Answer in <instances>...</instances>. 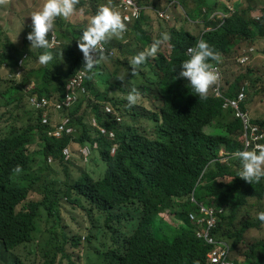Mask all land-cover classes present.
<instances>
[{
    "label": "trees",
    "instance_id": "obj_1",
    "mask_svg": "<svg viewBox=\"0 0 264 264\" xmlns=\"http://www.w3.org/2000/svg\"><path fill=\"white\" fill-rule=\"evenodd\" d=\"M177 1L183 6L187 0ZM193 1L197 2L194 9L183 13H178L179 5L174 4L171 24L151 11L147 12L152 14L151 22L147 23L143 15L125 37L103 41L116 58L107 55L87 71L86 107L81 105L70 113L78 131L74 138L48 137L39 117L26 106L29 95L21 87L35 81L37 89L30 95L61 97L68 79L82 70L83 53L77 40L98 11L99 0H79L73 15L82 18L81 23L59 22L62 46L53 53L54 58L63 55L66 66L54 60L41 66L31 56L19 83L9 84L0 77V124H4L0 128V264H34L26 255L24 258L22 250L34 245L27 251L32 254L40 246L34 236L39 212L44 210L59 218L63 198L90 218L87 242L102 264H207L211 248L197 238V227L190 219L198 207L189 198L202 176L198 200L224 209L216 236L232 243L237 264H264V239L247 243L252 231L264 227L258 219L264 212V178L247 182L237 176L239 158L229 163L219 160L223 148L230 154L245 150L242 122L233 111L224 110V101L214 96L212 86L201 99L191 92L185 78L175 79L189 57L188 49L203 37L220 54L227 97L235 98L242 84L251 81L244 108L251 112L253 122L264 128V110L257 103L264 101L258 96L259 81L264 92V72L254 66L258 58L246 65L232 60L241 54L244 44L257 45L264 40V6L245 8L237 0L230 17L213 20L215 11L230 13L226 2ZM139 4L160 9V0H139ZM204 9L209 14H204ZM189 18L202 19L205 29L215 30L204 34L199 25L196 32L189 27ZM161 33H167L169 39L147 56L133 76V57L150 52ZM3 39L0 67L10 61L15 64L28 51V41L19 46ZM108 60L115 70L105 64ZM237 65L241 72L229 79L226 74ZM133 88L139 90L140 97L129 106L127 94ZM107 102L121 113L123 123H116L105 113ZM92 118L114 131L116 137L101 136L91 129ZM150 126L152 132L148 131ZM95 141L98 155L91 162L104 165L99 178L78 156L80 146ZM36 143L38 147L33 149ZM68 146L73 157L66 161L62 152ZM113 147L115 155H111ZM17 166L21 168L18 173ZM161 223L173 230H162ZM62 235L64 240L56 250L71 259L66 248H78L81 237ZM54 239L51 237L48 244ZM97 241L101 246L94 245ZM54 262L52 258L51 264Z\"/></svg>",
    "mask_w": 264,
    "mask_h": 264
},
{
    "label": "clouds",
    "instance_id": "obj_2",
    "mask_svg": "<svg viewBox=\"0 0 264 264\" xmlns=\"http://www.w3.org/2000/svg\"><path fill=\"white\" fill-rule=\"evenodd\" d=\"M19 0H0V13L4 10V7L7 6V11L10 9L9 5L13 6L14 3H17ZM83 1H91V0H83ZM172 4L168 5L166 9H154L152 7H142L139 4V0H137V4L140 7V16L138 19H132L131 22H124L121 17V14L118 11H115L116 2L114 0H102L99 1L98 11L94 16L91 17L88 26L82 32L79 40H77L78 47L83 53V67L80 72L76 75L70 77L61 93V97L57 95L47 97V96H39L38 94H31V92L37 89L38 84L35 81H28L21 88L23 89V93L28 94L29 96L25 99V104L33 111L40 119V124L45 128V133L48 137L61 139L63 137H71L74 138L77 135L78 131L75 125L73 124V120L70 117V113L73 112L76 108H79L82 105L84 109L86 107V98L89 94L87 79L88 72L93 70L95 65H97L101 59H106L107 55L110 57L116 56L114 51H109L106 44L103 41H106L109 38H123L133 29L134 25L139 21L143 15L147 23L151 22V12L155 14L160 20L164 21L166 24H171L174 21V16L172 15V8L174 6L175 0ZM237 1V0H236ZM36 2V1H35ZM79 0H44L43 6L40 10L34 11L29 19V22H23V29L27 30V33L23 30L22 43L28 41V51L25 52L19 60L13 64L7 62L3 64L0 69H4L7 73L6 77L0 76L5 79L8 83L12 81L20 82L25 74V66L27 64L28 59L33 56L37 58V62L43 66L47 65L54 59L53 52L59 50L62 46V43L59 39V33L61 30V22L63 20H59L57 22V17L69 18L76 11V5ZM241 5L247 8L244 4L243 0H239ZM180 4V3H179ZM181 6V5H180ZM230 13L225 11H215L211 14V19L216 20L217 18L227 19L235 12V5H229ZM204 14H209L207 9H204ZM172 15V19H171ZM14 14L8 12V17L11 19ZM80 18V17H79ZM150 18V20H149ZM60 22V23H59ZM191 28L197 32V28L199 25L204 29V34L209 31L215 30L213 27H207L205 29V21L202 19L192 20L189 18ZM6 27L5 23L0 20V31ZM32 28V31H31ZM5 31V30H4ZM4 38H9L10 41L14 39L11 37L9 33H7V29L4 33ZM55 39V40H53ZM169 39V35L167 33H161V38L155 40L152 45L150 52H139L136 54L131 63L136 66L131 69L132 75H136L137 68L145 63L147 56L150 54H154L159 45ZM54 41V42H53ZM127 42V41H126ZM124 42V43H126ZM102 44L105 47V51L99 52L98 45ZM20 45V46H21ZM262 45V46H261ZM43 49V51H41ZM260 50L263 52L264 56V43L260 44H251L247 47L242 48L241 54L237 57V60L242 64L246 65L253 62V59L258 56L256 53H259ZM188 59L184 60L180 66V72L175 79L185 78L188 81V85H190L191 92L195 93L199 98H205L208 94L210 87L212 86L214 96L218 99H222L224 101V110L226 112L233 111L234 116L242 122L243 125V139L245 143V150L238 151L237 153L230 154L227 152L225 148L220 151L219 159L222 163H229L231 159H238L240 164V171L237 173V176L244 179L247 182L252 183L253 181H259L264 178V146L257 145L255 148V144L247 149V139H246V130L245 125L242 119L238 118L236 115V111L233 108H225V104L227 100H235L239 99L241 92L245 91L246 96L244 100L241 102V108L245 112L248 113L250 117L251 124L253 126H257L259 128V133L264 132V128L256 125L253 122V118L251 112L244 108V103L246 102L248 91L250 90V80H246L239 89L238 95L235 98H229L224 94L225 87V79H224V70L222 65L219 63L220 54L209 45V43L203 40V37L193 47L188 49ZM60 53H57L59 55ZM103 55V56H100ZM248 56V59L243 61L244 57ZM214 60L217 63L211 64L209 61ZM218 67L221 72V88L224 97H218L216 94V89L219 85L218 81V73L215 71V68ZM82 75V80H80L79 76ZM140 97V92L138 89L133 88L127 94V101L129 106L135 105ZM46 101V102H45ZM104 111L107 115H111L116 123H123V116L119 111L115 109L111 102H107L104 105ZM44 119L47 121L44 122ZM89 124L91 129L99 132L101 136H109V138L114 139L116 134L114 131H109L105 127H101L96 118H92L89 120ZM106 132L103 133L102 131ZM113 134V136H111ZM35 137V136H34ZM38 139V137H36ZM257 143L264 145V140L261 139L257 141ZM37 143L33 145V149H36ZM99 144L97 141L93 143H88L83 146H80L78 156L80 155L81 159L86 162L94 156L98 155ZM116 147L111 149V155H115ZM63 158L68 161L73 157V152L71 146L65 147L63 149ZM49 162H52V159L49 158ZM104 166V165H103ZM15 171L18 173L21 171L20 166H17ZM206 173V172H205ZM203 180V176L201 177L198 185L192 195L190 196V200L193 204L198 207L197 212L190 213V219L192 223L197 227L196 235L199 240H201L206 246L210 247L211 250L207 255V264L213 263V254L218 249L219 243H227L231 248L230 261L234 264H237V260L235 258V253L233 251V245L230 241L224 240L216 236V232L219 228V220L222 215H224V209H218L214 206H210L205 202H200L197 198L198 187L201 186ZM198 188V189H197ZM67 200V199H66ZM206 207L207 209L214 210L215 218L217 221L216 228L212 231L211 237L215 240L216 244H210L206 241L205 237H200L199 233H205L208 227V224L200 225L198 221L193 220L192 215L196 216L198 219L208 217L203 211L202 208ZM258 219L264 222V212L258 214ZM162 230L169 228L173 230L171 225L162 224ZM169 226V227H167ZM164 227V228H163Z\"/></svg>",
    "mask_w": 264,
    "mask_h": 264
},
{
    "label": "rangeland",
    "instance_id": "obj_3",
    "mask_svg": "<svg viewBox=\"0 0 264 264\" xmlns=\"http://www.w3.org/2000/svg\"><path fill=\"white\" fill-rule=\"evenodd\" d=\"M99 1H102V0H99ZM209 1H220V0H209ZM221 1L226 2L228 5H233L234 2H236V0H221ZM173 2L174 1L172 0H160L159 10L166 9V7L172 4ZM243 2L247 7L249 5H250L249 7L264 6V0H243ZM43 3H44V0H19L17 3H14L13 6L9 5L10 9H8V11H7V6L4 7V10H2V12L0 13V20L3 21V23H5L6 27L3 29V31H0V43L5 40L3 39L4 38L3 35L7 29V33H9L11 37L14 39L12 43L20 46L22 43L21 36L23 35V30H24L23 22H29V19H31L30 15L34 11L40 10L43 6ZM174 4L179 5V2L175 0ZM196 5H197L196 1L187 0L186 4H184L183 6L179 5V8L177 9V11L178 13L185 12V9L188 11H191L192 9H194ZM8 12L14 14V16L11 19L8 17ZM171 13L173 15V11ZM172 15H171V19H172ZM56 20L57 22L59 20H66V21H70L71 23H76V24L79 22L80 23L82 22V18H79L75 15H72L71 17L67 19L62 18V17H57ZM189 27H192V26L189 25ZM31 31H32V28H31ZM24 32L27 33V30H24ZM258 43L259 45L263 44L264 40L259 41ZM244 47H247V44H244ZM41 51H43V49H41ZM238 54H240V52ZM256 55L258 56V59L257 61L254 62L255 64L254 66L255 67L257 66V68H260V72L263 73L264 72V56L262 55L261 52L256 53ZM112 58H116V56ZM53 60L56 62L57 65L62 64L66 66L67 64V61H65V59L63 58V55H61L59 58H54ZM232 60L237 61V56L232 58ZM105 64L107 66L109 65V67L113 68V70L116 69V66H114L110 60H108L107 63ZM225 68H226V65H224V69ZM236 72H241L238 68V65L232 67V71H229L228 74L226 75L229 76V79H232L237 75ZM7 73L8 72H5L4 69L2 68L0 69V76L6 77ZM254 73L261 74L257 71ZM123 74H125V69L123 71ZM9 84H11V82H9ZM257 88L258 89L260 88L258 96L262 95L264 97V92L261 89L262 88L261 81L257 83ZM112 92H113V96L117 95L116 91H112ZM149 103L150 102H147L146 105H148ZM257 103L260 104L261 111L264 110V101L263 102L260 101ZM123 121H125V119H123ZM3 125L4 124H0V128ZM148 131L152 132V126L148 128ZM85 165L89 172L93 171L92 175L95 178H99L102 176L104 172V166L102 163L99 162V164H97L96 162H91L89 159ZM73 173L75 174L74 170H73ZM59 209H60L59 218H57V216H52V215L47 214V212H45L44 210H40L39 215L35 222L36 230L34 231V236L36 237L40 246L37 247L36 250L32 254H27V251L30 248L35 247L34 245H31L30 248L28 249H23L22 254L24 258L26 255L27 259L34 262V264H51L52 258L55 261L54 264H102L95 250L92 249L89 243L87 242V234L89 232V227H90V218L80 208L74 206L73 204H71L69 201H67L64 198L61 200ZM172 222H171V225H173ZM63 232H65L70 238L74 236L81 237V244L78 248H73L70 246L66 248V253L71 257V259L68 256L66 257L65 255H63L61 250H56V248L59 247V245H61L64 240L63 235H62ZM51 237H56L57 240L54 239V241L52 240V242L48 244V242L51 240ZM247 238H248L247 243H251L256 240L264 239V227L261 229V231H252L250 236ZM94 245L99 247L101 246V243L100 241H97L94 243ZM56 251H58L59 253L55 254Z\"/></svg>",
    "mask_w": 264,
    "mask_h": 264
},
{
    "label": "built area",
    "instance_id": "obj_4",
    "mask_svg": "<svg viewBox=\"0 0 264 264\" xmlns=\"http://www.w3.org/2000/svg\"><path fill=\"white\" fill-rule=\"evenodd\" d=\"M116 2L115 11H118L121 14L124 22H131V20L138 19L140 16V7L137 4V0H114ZM55 40V39H53ZM54 42V41H53ZM105 47L100 43L98 45V51H105ZM248 59V56L244 57L242 60L245 61ZM215 71L218 73V81L219 85L216 89V94L218 97H224L222 88H221V72L218 67L215 68ZM80 80H82V75L79 76ZM246 96L245 91L241 92L239 99L235 100H227L225 104V108H233L236 111V115L238 118L242 119L245 125L246 130V139H247V149L255 144V148L257 145L264 146L262 144L257 143V141L263 139L264 140V132L259 133V128L257 126H253L250 121V117L247 112L242 110L241 102L244 100ZM46 102V101H45ZM47 120L44 119V122ZM103 133L106 131L103 130ZM113 136V134L111 135ZM202 211L208 216L206 218L198 219L196 216L192 215L193 220L198 221L200 225L208 224L205 233H199L200 237H205L206 241L210 244H216L215 240L211 237L212 231L217 226V221L215 218L214 210L207 209L206 207L202 208ZM231 248L230 246L223 242L219 243L218 249L214 252L212 258L214 264H234L230 261Z\"/></svg>",
    "mask_w": 264,
    "mask_h": 264
}]
</instances>
